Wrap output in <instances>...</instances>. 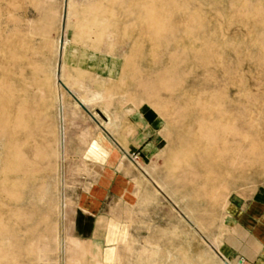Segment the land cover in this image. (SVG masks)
<instances>
[{"label":"rangeland","instance_id":"1","mask_svg":"<svg viewBox=\"0 0 264 264\" xmlns=\"http://www.w3.org/2000/svg\"><path fill=\"white\" fill-rule=\"evenodd\" d=\"M126 110L146 176L103 264H223L229 198L264 189V0H0V264H80L66 215Z\"/></svg>","mask_w":264,"mask_h":264},{"label":"crops","instance_id":"2","mask_svg":"<svg viewBox=\"0 0 264 264\" xmlns=\"http://www.w3.org/2000/svg\"><path fill=\"white\" fill-rule=\"evenodd\" d=\"M125 114L120 125L116 124V133L113 128L112 132L102 130L106 139L97 132L86 150L96 176L66 215L67 235L83 249L80 264L105 262L102 256L114 247L112 242L119 247L126 239L127 208L134 209L140 203L144 187L141 177L146 174L136 160L146 155L141 148L150 136L146 133L150 125L145 122L147 114L139 113L136 119L132 110ZM135 120L141 128L138 140L129 139L127 134L134 129ZM137 141L141 143L135 147ZM102 151L103 159L98 156ZM213 248L231 264H264V189L231 195L224 218L222 251Z\"/></svg>","mask_w":264,"mask_h":264},{"label":"water","instance_id":"3","mask_svg":"<svg viewBox=\"0 0 264 264\" xmlns=\"http://www.w3.org/2000/svg\"><path fill=\"white\" fill-rule=\"evenodd\" d=\"M65 13L66 12H64V15H65ZM64 27L65 26H63V29H64ZM59 65H61V62H60V64ZM59 84L60 85H62L63 86V88H64V90L70 95V96H72V98L75 100V102L80 106V108L84 111V112H86L87 114H90V112H89V110L87 109V107L82 103V102H80L79 101V99L75 96V95H73V93L65 86V85H63V83L59 80ZM91 115V114H90ZM93 118V117H92ZM160 191V190H159ZM161 192V191H160ZM162 193V192H161ZM170 203H171V206L175 209V211L180 215V217L190 226V227H192V228H194L193 227V225H192V223L187 219V217L171 202V201H169ZM196 230V229H195ZM197 232V234H200L198 231H196ZM212 249H213V251L214 252H216V250L212 247ZM224 263L225 264H230L228 261H226V260H224Z\"/></svg>","mask_w":264,"mask_h":264},{"label":"bare ground","instance_id":"4","mask_svg":"<svg viewBox=\"0 0 264 264\" xmlns=\"http://www.w3.org/2000/svg\"><path fill=\"white\" fill-rule=\"evenodd\" d=\"M57 80L59 81L58 76H57ZM212 247H213V246H212ZM214 253H215V255L217 256V258H219V260H220L223 264H225V263H224V260L228 261L227 259L223 258L220 254H218L217 251L214 252ZM228 262H229V261H228ZM229 263H230V262H229Z\"/></svg>","mask_w":264,"mask_h":264}]
</instances>
